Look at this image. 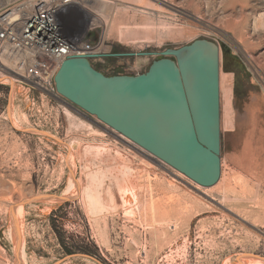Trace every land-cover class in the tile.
Here are the masks:
<instances>
[{"label": "rangeland", "instance_id": "rangeland-1", "mask_svg": "<svg viewBox=\"0 0 264 264\" xmlns=\"http://www.w3.org/2000/svg\"><path fill=\"white\" fill-rule=\"evenodd\" d=\"M86 4L59 21L77 40L99 24L105 54L91 64L106 75L145 72L196 39L218 45L220 176L194 187L0 63V264H264V0Z\"/></svg>", "mask_w": 264, "mask_h": 264}, {"label": "water", "instance_id": "water-1", "mask_svg": "<svg viewBox=\"0 0 264 264\" xmlns=\"http://www.w3.org/2000/svg\"><path fill=\"white\" fill-rule=\"evenodd\" d=\"M160 55L135 75H106L87 55L67 57L53 76L56 94L211 187L220 176L219 47L196 39Z\"/></svg>", "mask_w": 264, "mask_h": 264}, {"label": "built area", "instance_id": "built-area-1", "mask_svg": "<svg viewBox=\"0 0 264 264\" xmlns=\"http://www.w3.org/2000/svg\"><path fill=\"white\" fill-rule=\"evenodd\" d=\"M81 2L0 0V63L24 84L56 94L53 76L63 59L87 55L91 63L105 54V46L94 33L99 24L91 22L86 32L88 39L77 40L66 34L59 21L63 11L81 6Z\"/></svg>", "mask_w": 264, "mask_h": 264}, {"label": "bare ground", "instance_id": "bare-ground-1", "mask_svg": "<svg viewBox=\"0 0 264 264\" xmlns=\"http://www.w3.org/2000/svg\"><path fill=\"white\" fill-rule=\"evenodd\" d=\"M89 0H82V2H81V5L83 4L85 7H91L92 8V4H86V2H88ZM100 23L101 22H103V20H101V18L100 19H97ZM105 22V21H104ZM104 24V23H103ZM118 37V36H117ZM150 154V153H149ZM195 183V182H194ZM196 184V183H195ZM194 187H196V188H198V187H202V186H200V185H198V184H196V185H194ZM205 188V187H204Z\"/></svg>", "mask_w": 264, "mask_h": 264}]
</instances>
